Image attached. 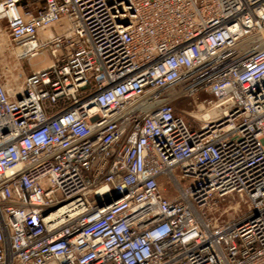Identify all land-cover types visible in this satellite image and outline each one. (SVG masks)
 Here are the masks:
<instances>
[{
    "label": "built area",
    "instance_id": "obj_1",
    "mask_svg": "<svg viewBox=\"0 0 264 264\" xmlns=\"http://www.w3.org/2000/svg\"><path fill=\"white\" fill-rule=\"evenodd\" d=\"M0 20L17 58L52 57L0 72V264H264V0H0ZM201 92L195 128L174 102ZM234 192L244 216L207 217Z\"/></svg>",
    "mask_w": 264,
    "mask_h": 264
},
{
    "label": "rangeland",
    "instance_id": "obj_2",
    "mask_svg": "<svg viewBox=\"0 0 264 264\" xmlns=\"http://www.w3.org/2000/svg\"><path fill=\"white\" fill-rule=\"evenodd\" d=\"M52 57L49 52L26 58H17L15 46L9 36L6 22L0 20V72L9 84H20L26 75L33 70L47 65ZM204 99L210 100L209 93L201 92L192 96H182L175 100L174 105L178 113L184 115L192 127L199 128L205 121L199 120L192 115H198L205 110H200V104ZM210 106L209 103H205ZM164 192L167 196L174 197L176 190L167 180H163ZM249 202L245 196L237 192L225 196H216L209 208L206 210L207 217L217 223H222L237 217L244 216L249 211Z\"/></svg>",
    "mask_w": 264,
    "mask_h": 264
},
{
    "label": "bare ground",
    "instance_id": "obj_3",
    "mask_svg": "<svg viewBox=\"0 0 264 264\" xmlns=\"http://www.w3.org/2000/svg\"><path fill=\"white\" fill-rule=\"evenodd\" d=\"M200 110H205L204 112L200 113L198 115H192L193 117L199 119V120H207L210 116L213 114V109L210 107H207L203 104H200Z\"/></svg>",
    "mask_w": 264,
    "mask_h": 264
},
{
    "label": "water",
    "instance_id": "obj_4",
    "mask_svg": "<svg viewBox=\"0 0 264 264\" xmlns=\"http://www.w3.org/2000/svg\"><path fill=\"white\" fill-rule=\"evenodd\" d=\"M120 196H121V194H120V195H118V196H117V198H119Z\"/></svg>",
    "mask_w": 264,
    "mask_h": 264
}]
</instances>
